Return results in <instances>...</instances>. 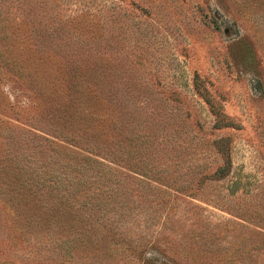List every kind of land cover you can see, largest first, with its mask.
I'll return each instance as SVG.
<instances>
[{
  "label": "rangeland",
  "instance_id": "1",
  "mask_svg": "<svg viewBox=\"0 0 264 264\" xmlns=\"http://www.w3.org/2000/svg\"><path fill=\"white\" fill-rule=\"evenodd\" d=\"M0 264H264V0H0Z\"/></svg>",
  "mask_w": 264,
  "mask_h": 264
},
{
  "label": "trees",
  "instance_id": "2",
  "mask_svg": "<svg viewBox=\"0 0 264 264\" xmlns=\"http://www.w3.org/2000/svg\"><path fill=\"white\" fill-rule=\"evenodd\" d=\"M73 141V140H72ZM70 143H72V142H70ZM85 146H83V148H84ZM17 178H20V175H17ZM16 187V186H15ZM23 187H25L24 186V181H22L20 184H19V187H16V188H13L14 189V191H16V193L14 194V199H18V198H20V196H18L19 195V192H20V194H24L25 193V191L24 192H22L21 190H22V188Z\"/></svg>",
  "mask_w": 264,
  "mask_h": 264
}]
</instances>
